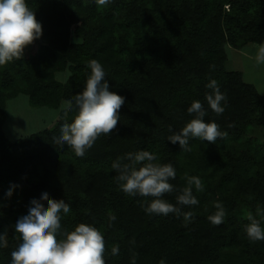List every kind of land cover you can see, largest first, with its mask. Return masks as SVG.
Segmentation results:
<instances>
[{
  "label": "trees",
  "instance_id": "obj_1",
  "mask_svg": "<svg viewBox=\"0 0 264 264\" xmlns=\"http://www.w3.org/2000/svg\"><path fill=\"white\" fill-rule=\"evenodd\" d=\"M26 3L42 24L39 39L45 43L0 66V234L8 240L7 248L0 246V264H11V252L22 242L14 226L44 192L70 205L61 214L62 233L86 223L104 234L107 264H132L134 253L136 264H264V241L247 238L249 221L239 213L248 201L247 212L264 227V216L257 215L258 207L264 210V149L252 139L241 142L250 123L264 128V95L226 66L230 47L264 44V0ZM93 59L102 64L109 90L125 103L112 134L101 135L78 157L53 137L61 135L63 123L73 122L76 111L65 117L61 104L84 90ZM61 72L68 77L59 78ZM213 79L227 96L219 116L205 99ZM21 95L33 109H60L58 117L44 129L12 137L5 131L8 101ZM196 100L204 104V121L216 122L227 136L217 143L191 138V151L184 152L179 142L167 140L169 126L174 132L186 126L193 118L187 109ZM139 151L175 168L174 191L162 198L181 208L179 216L148 214L144 207L152 197L128 196L119 187L113 162ZM185 174L204 185L203 192L193 186L197 205L177 204ZM217 201L226 209L218 226L208 220ZM189 212L193 218L186 223L183 214ZM113 246L119 247L116 256Z\"/></svg>",
  "mask_w": 264,
  "mask_h": 264
},
{
  "label": "clouds",
  "instance_id": "obj_2",
  "mask_svg": "<svg viewBox=\"0 0 264 264\" xmlns=\"http://www.w3.org/2000/svg\"><path fill=\"white\" fill-rule=\"evenodd\" d=\"M95 2L104 7L110 0ZM42 35V24L26 0H0V66L22 59L25 49ZM255 59L257 64H264V44L258 47ZM88 67L91 74L84 90L61 104L65 117L74 110L77 114L73 122L63 123L59 137H53L55 144L69 146L78 157H83L101 135L112 134L120 121V109L125 103V97L109 90L106 72L100 62L93 59ZM210 67L214 68V65ZM206 87L212 90L205 96L208 106L218 116L223 114L227 106L226 94L221 92L214 79ZM187 111L193 116L190 122L178 132L169 126L171 134L167 137L172 144L179 142L184 152L191 151V138L217 143L227 136V132L221 131L216 122L204 121L207 112L201 101H193ZM156 160L157 156L148 151L128 153L113 162L112 168L118 173L115 179L126 195L153 198L146 207L142 205L146 213L164 216L175 213L179 216L181 208L162 198L174 191L170 180L176 178V170L172 164L155 163ZM185 178L187 186L180 190L177 204L197 205L199 201L193 194V186L197 192H203L204 185L199 177L185 174ZM8 195L11 196L12 192L9 191ZM31 205L29 213L20 217L14 226L22 242L11 252V264H107V243L97 227L80 223L71 232H61V214L67 215L71 210L65 200L52 199L44 192L39 200L33 199ZM214 207L216 211L208 216V220L218 226L224 222L226 209L218 201L214 202ZM183 215L186 223L193 218L190 212ZM257 215L264 216V210L258 207ZM246 216L249 221L245 227L247 238L253 243L264 241L261 222L251 212H247ZM115 220L116 216L110 213L109 221ZM0 246L8 247L7 233L0 234ZM118 254L119 247L113 246L111 255ZM132 264H136L135 253ZM159 264H165V260L161 259Z\"/></svg>",
  "mask_w": 264,
  "mask_h": 264
},
{
  "label": "rangeland",
  "instance_id": "obj_3",
  "mask_svg": "<svg viewBox=\"0 0 264 264\" xmlns=\"http://www.w3.org/2000/svg\"><path fill=\"white\" fill-rule=\"evenodd\" d=\"M226 10L228 6H225ZM37 42L40 40H36ZM40 44L35 46V49ZM261 44L249 43L243 50L241 49H228L229 62L227 67L230 70H239L245 73V77L248 76L250 82L253 80L264 79V64L256 63V54L258 47ZM33 53L32 49L26 50V54L30 55ZM249 54L243 55V54ZM234 55V56H233ZM247 69V70H246ZM68 77L67 72H61L59 78L63 80ZM264 81V80H263ZM261 81V83L263 82ZM260 83V84H261ZM260 89L264 92V83L260 85ZM60 109L49 108V107H36L33 109L28 104V99L25 95H21L18 98L10 99L8 101V118L5 125V131L9 135L15 136H27L30 130L33 128L44 129L49 126L59 114ZM252 139L254 144L259 149H264V128L259 126L256 121L250 123L241 137V142ZM209 169H214V166L210 165ZM249 203L242 202L240 204L241 215H246L248 211Z\"/></svg>",
  "mask_w": 264,
  "mask_h": 264
},
{
  "label": "crops",
  "instance_id": "obj_4",
  "mask_svg": "<svg viewBox=\"0 0 264 264\" xmlns=\"http://www.w3.org/2000/svg\"><path fill=\"white\" fill-rule=\"evenodd\" d=\"M38 40H40V41H35L32 45H30L29 47H27L26 49H25V51L26 50H29V49H32V47H33V54L34 53H36L37 52V50H38V48H39V46L37 47V49H35V46L37 45V44H44L45 42H43L41 39H38ZM246 46H248V44L247 45H245L241 50H243ZM230 48H233V47H230ZM233 49H236V48H233ZM243 55H247V54H243ZM249 55V54H248ZM247 55V56H248ZM234 56V55H233ZM229 62V55H228V60H227V62H226V66H227V63ZM247 70V69H246ZM243 73V76H244V79H245V81H247V82H249V83H253L257 88H258V90H259V92L260 93H262L263 95H264V92H262V90L260 89V85H262L263 83H264V79H260V80H253V82H250V79L248 78V76H246L245 77V73H248V72H242ZM264 78V77H263ZM261 81H263L262 83H261ZM261 83V84H260Z\"/></svg>",
  "mask_w": 264,
  "mask_h": 264
}]
</instances>
